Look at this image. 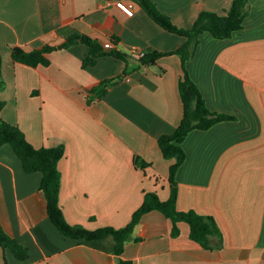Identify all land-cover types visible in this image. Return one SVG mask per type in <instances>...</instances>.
Instances as JSON below:
<instances>
[{
    "label": "crops",
    "instance_id": "crops-1",
    "mask_svg": "<svg viewBox=\"0 0 264 264\" xmlns=\"http://www.w3.org/2000/svg\"><path fill=\"white\" fill-rule=\"evenodd\" d=\"M125 1L134 4V15L117 0H0L2 117L19 125L36 147L66 146L59 162L60 202L70 223L89 229L126 226L148 191L170 197L175 159L164 156L159 138L183 118L182 59L171 54L143 66L106 54L84 67L90 47L76 42L49 52L48 65L34 67L16 62L11 50L59 45L74 33L90 35L103 47L115 37L123 53L172 51L186 41L135 0ZM154 1L183 27L192 26L202 10L225 13L234 2ZM187 67L210 109L236 116L190 131L177 172L178 208L213 216L222 246L206 248L192 240L186 221L173 236L172 220L157 209L143 215L120 255L68 237L49 216L42 172H26L14 148L4 145L0 220L30 254L20 260L0 245V264H264V0H249L244 27L232 37L202 33ZM137 157L151 165H137Z\"/></svg>",
    "mask_w": 264,
    "mask_h": 264
},
{
    "label": "trees",
    "instance_id": "trees-1",
    "mask_svg": "<svg viewBox=\"0 0 264 264\" xmlns=\"http://www.w3.org/2000/svg\"><path fill=\"white\" fill-rule=\"evenodd\" d=\"M146 10V12L163 28L170 32L182 35L186 41L172 51H161L157 49H144L143 56L136 58L132 52L123 53L114 46L111 49L103 47L97 39L87 34L74 33L59 45L47 44L40 48L26 49L23 46H14L11 50L12 58L16 62L30 66L48 65L50 59L48 53L60 48L70 47L76 42H84L90 47V53L84 60V67L94 65L98 57L110 54L118 58L135 59L141 65H155L159 59L166 55L178 54L182 59L183 75L180 79V93L182 96L184 114L181 123L172 133L163 134L159 138V144L166 158H174L170 167L171 195L164 200L157 191H148L144 202L134 212L131 221L124 227L116 228L108 225L97 229H89L82 224L70 223L63 211L60 202L62 189V171L59 167L60 160L66 154L64 144L55 146L36 147L27 137L26 132L17 124L7 121L2 117L5 101L0 98V147L10 145L22 160L24 169L28 173L40 171L43 174L41 189L44 191L48 203V213L55 226L66 236L81 240L93 248L120 255L124 252L125 245L133 239L134 231L140 223L144 214L152 210H160L173 222L172 235L181 233L180 222L186 221L190 224V238L206 248L222 246V231L211 215L202 214L196 210H180L177 206L179 185L177 172L186 160L187 153L182 143L190 131L194 129H209L214 124L235 119L233 114L215 112L207 104L200 87L191 77L187 67L196 54L201 43L202 33L209 31L215 37L224 39L244 27L246 16L249 13V0H234L232 6L219 13L216 11L202 10L190 27H183L174 22L171 15L162 11L154 0H135ZM115 45L117 38L113 37ZM4 55L0 50V89L5 86L3 79ZM126 75L122 74L116 78L106 80L104 83L110 85L117 82ZM136 164L141 167L151 165L147 160L137 157ZM220 242L216 244L215 238ZM137 239V238H136ZM0 245L4 249H10L20 260L29 257L28 246L21 243L16 237L9 234L0 220ZM124 262V261H123ZM122 260L120 264H123ZM125 263V262H124Z\"/></svg>",
    "mask_w": 264,
    "mask_h": 264
},
{
    "label": "built area",
    "instance_id": "built-area-1",
    "mask_svg": "<svg viewBox=\"0 0 264 264\" xmlns=\"http://www.w3.org/2000/svg\"><path fill=\"white\" fill-rule=\"evenodd\" d=\"M117 5L128 15L130 16L134 15L135 9H134V4L132 2H128L125 0H117ZM114 46L115 44L112 40L105 43V47L108 49H111ZM132 53L136 58H140L141 56H143V50L139 48L134 49Z\"/></svg>",
    "mask_w": 264,
    "mask_h": 264
}]
</instances>
